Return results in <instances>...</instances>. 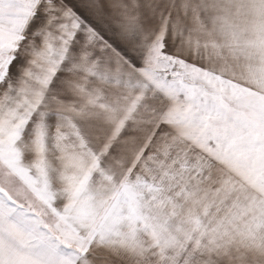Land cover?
I'll list each match as a JSON object with an SVG mask.
<instances>
[{
  "label": "snow or ice",
  "instance_id": "obj_1",
  "mask_svg": "<svg viewBox=\"0 0 264 264\" xmlns=\"http://www.w3.org/2000/svg\"><path fill=\"white\" fill-rule=\"evenodd\" d=\"M0 264H264V0H0Z\"/></svg>",
  "mask_w": 264,
  "mask_h": 264
}]
</instances>
